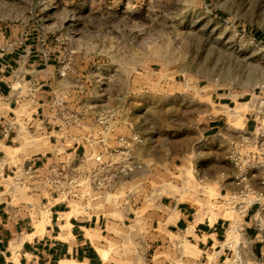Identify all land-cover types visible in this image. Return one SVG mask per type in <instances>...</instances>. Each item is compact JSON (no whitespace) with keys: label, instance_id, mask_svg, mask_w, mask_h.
I'll use <instances>...</instances> for the list:
<instances>
[{"label":"crops","instance_id":"1","mask_svg":"<svg viewBox=\"0 0 264 264\" xmlns=\"http://www.w3.org/2000/svg\"><path fill=\"white\" fill-rule=\"evenodd\" d=\"M46 42L22 24H0V264H230L231 257L264 264V207L242 215L214 207L218 195L235 189L228 153L238 128L223 118L207 121L196 147L174 166L144 163L138 145L144 166L118 176L113 197L95 200L88 212L10 187L15 169H45L65 149L52 104L63 92L58 49L46 51ZM210 101L222 111L234 103L225 92H212ZM247 111L243 128L252 126ZM192 168L209 179L215 197L178 186V173ZM174 184L176 192H165Z\"/></svg>","mask_w":264,"mask_h":264},{"label":"rangeland","instance_id":"2","mask_svg":"<svg viewBox=\"0 0 264 264\" xmlns=\"http://www.w3.org/2000/svg\"><path fill=\"white\" fill-rule=\"evenodd\" d=\"M0 24L58 49L64 108L119 106L146 164H178L212 118L241 128L243 102L264 89V0H0ZM212 92L229 93L231 109L214 106ZM190 172L178 173L179 187Z\"/></svg>","mask_w":264,"mask_h":264},{"label":"built area","instance_id":"3","mask_svg":"<svg viewBox=\"0 0 264 264\" xmlns=\"http://www.w3.org/2000/svg\"><path fill=\"white\" fill-rule=\"evenodd\" d=\"M56 61L57 74L63 77V61L59 57ZM52 104L60 119L61 143L65 149L57 153L45 169L32 164L15 169L9 179L10 187L24 188L38 193L44 200L51 198L56 203L67 207L76 205L88 212L94 208L95 200L113 197L118 176L144 166L135 157V149L143 139L137 133L127 134L121 129L117 106L104 104L73 111L64 108L58 96ZM246 104L245 115L252 126L238 128L237 138L228 153L234 169L235 189L218 195L214 203L217 210L238 215L253 205L264 207V89L254 90ZM80 148L82 153L78 154ZM190 171L192 177H186L185 191H196L203 196L205 178L194 168ZM230 264L248 263L231 257Z\"/></svg>","mask_w":264,"mask_h":264},{"label":"bare ground","instance_id":"4","mask_svg":"<svg viewBox=\"0 0 264 264\" xmlns=\"http://www.w3.org/2000/svg\"><path fill=\"white\" fill-rule=\"evenodd\" d=\"M244 104H245V107H247V104H246V103H244ZM244 112H245V111H244ZM244 112H243V113H244ZM243 113H242V117H243Z\"/></svg>","mask_w":264,"mask_h":264},{"label":"trees","instance_id":"5","mask_svg":"<svg viewBox=\"0 0 264 264\" xmlns=\"http://www.w3.org/2000/svg\"><path fill=\"white\" fill-rule=\"evenodd\" d=\"M260 38H263L264 39V37H260Z\"/></svg>","mask_w":264,"mask_h":264}]
</instances>
